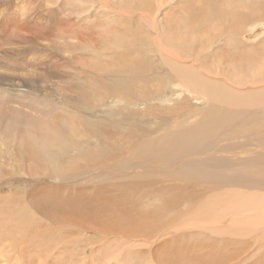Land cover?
Segmentation results:
<instances>
[{
  "label": "bare ground",
  "instance_id": "obj_1",
  "mask_svg": "<svg viewBox=\"0 0 264 264\" xmlns=\"http://www.w3.org/2000/svg\"><path fill=\"white\" fill-rule=\"evenodd\" d=\"M24 1L10 0L7 4L9 9L5 14H2L3 19L0 21L2 36L10 37L11 34L17 36L21 34L20 37L24 36L26 40L16 36L17 39H23L28 43L24 48L29 47L28 50H18L12 54L9 52L12 56H20L23 59L21 68L17 61L12 62L14 65L5 71L0 66V81L4 80V75L7 77L6 84L0 82V124H2L0 136L10 141H18L17 150L21 156L18 157L23 160L24 164H27L24 169L27 168L28 172L36 174L35 171H39L38 175L46 171V168L57 177L65 174V179L63 177L64 181L61 182L63 185L72 182L69 180L76 177L77 169L73 174L70 170L71 167H60L58 155H62L61 157L64 158L70 152H78L76 147L80 146L83 139L94 138L98 144V157H105L104 160L109 159V163H114V166L109 164L110 166H107L103 174L97 173L96 177L107 175L109 181L97 186V191L96 189L93 191L98 194L95 201L84 199L83 194H76V196H70L72 195L70 194L66 196L68 203H62L65 198L60 194V190L66 191L67 186L40 189V191L37 189L35 192L33 201L36 210H39L35 211L52 225L53 222H57L69 229L62 238L66 240L64 247L61 248L64 255L68 254L70 245H75L74 241L77 240V237L74 240L73 238L68 239L74 235L70 234V230L71 233L75 230L76 233L81 234L79 239L85 241V245L77 246L80 251L82 249V252L83 247L94 243L95 240L111 244L112 240L124 238L133 240L135 245L138 244V241L143 240L147 246L145 251L136 250L137 245L135 250L130 251V247L133 245L123 244L122 247L117 246L114 250L118 254H114L111 248L112 250L106 253V258L120 264L122 254H128L126 257L144 254L150 257L152 262L156 261L158 264L152 254L162 253V250H165L166 246L163 247V242H159L160 238L163 237L164 231L166 233L175 223L173 217V219H165L161 217V213L167 211V208L170 210L171 207H174L170 204H174L176 201L172 199L161 201L156 212H139L141 198L150 196V192L154 189L152 186L158 183L147 178L143 172L147 174L157 172L163 177L168 175V177L179 178V180L183 178L182 182H186L188 186V189H184H186L185 191L189 190V193L194 192L193 188L191 189L193 185L199 184L205 186L203 191L206 194L207 192L215 193L218 190L220 192L226 188L233 190L232 188L241 187V185L248 188L247 190L253 189L251 185H258V190L259 186L264 184V136H261L264 135L261 129L264 126V91L249 94L235 93L240 91V86L246 84V76L243 77V75L253 71L259 60H264L263 32L262 35L260 32H256L258 26H264V2H260L262 0L259 2L257 0H166L170 4L169 10L172 11V14L170 13L168 18L164 17L162 21L157 17L160 8L165 5V2L161 0H62L68 12L67 16H65V12L61 13L65 18H60L61 15L57 10L44 16L40 8L28 9ZM27 1L30 2V0H26L27 4L29 3ZM21 3L24 6L19 7ZM93 6H95V10L91 12ZM19 9L20 11H18ZM118 9L124 10V13L121 14ZM72 14L77 16L76 21L72 20ZM133 19H138L139 23L141 21L145 24L137 25L136 29L134 25L130 27L129 32L132 40L124 43L117 42V36H120L121 32L109 28L113 23L115 25L118 20V23L128 22L131 25ZM89 20H91L90 23H88ZM113 27L115 29V26ZM109 30L110 33H108ZM138 33L142 38L136 39ZM53 39H58L63 44L60 56H66L65 54L70 56L54 60L52 56L47 55L39 41L48 43L53 42ZM246 41L251 43L248 44ZM4 45L7 47V44ZM81 45L85 48L88 47L87 45L90 46L91 49L87 48L85 51L94 55L91 57V64L96 62L99 67L95 69L94 65L93 67L88 65L94 71H87L85 69L87 67L83 66L85 67L83 68L84 72H79L78 79L73 81L71 75L61 71L59 66L65 69L81 62V59L87 58L89 54H85V52L82 54L83 50L80 57L75 58L73 55L74 52L77 55L80 53ZM97 50L101 52L95 56ZM4 51H7V48L2 52ZM5 54L9 55L8 52ZM211 60L224 62L227 76L223 70L221 76L224 75L225 79H212L213 76L218 77L220 73L218 69L215 71L209 69ZM23 77L26 80H23ZM79 79H83L86 83H79ZM27 80L28 82L25 84L24 82ZM216 80L219 81V84L215 82ZM231 89L235 92H231ZM163 90L174 96V98L171 97L174 104L172 107L170 106L171 108L162 109L160 112V109L165 106L161 105L159 106L161 108L158 109V105L163 101L170 100V98L163 101L162 98L160 99L164 95L161 94ZM14 91L21 95L13 94ZM56 91L66 94L65 99L52 96ZM70 94L79 98L72 97ZM91 95V99L94 95V98L99 96L100 98L107 97V100L110 101L111 99L115 100V102L109 101L113 105H111L112 108L120 110L123 106L122 111L127 113H122L123 117L117 123L120 127L128 125L126 128L123 127L129 130V133L126 134L129 137H125L129 146L124 147L125 143L103 146L104 141L114 138L111 134L113 130L110 131L111 129L107 127L109 130L105 129L108 117L105 118V126L102 125L101 117L97 119V115H99L97 113H101L98 109L106 105H96L89 99ZM152 95H156L157 99L155 98V100L159 104L154 101V98L152 100ZM190 95L193 98L192 101L199 104L198 107L204 106L205 109H199L198 111H201L199 115L193 113L195 116H201L197 123L184 126V122L188 120L183 121L181 118L184 113L188 115L190 110ZM203 97L210 100H204ZM136 98L140 102L136 101ZM153 101L158 104V108L152 106L151 102ZM9 103L24 109L23 111L13 110L8 106ZM143 104L144 108L141 109ZM57 107L59 108L57 110L58 117H55L53 115L57 113V111L55 112ZM25 110H29L31 113H24ZM66 111L68 112L66 113ZM147 111L153 112L155 115L146 113ZM42 115L48 117L50 122L44 120ZM76 118H78V122L74 121ZM176 118L178 124L174 121ZM172 120L175 125L170 126ZM49 123L53 125V129L49 127ZM254 130L261 141H257L254 137L256 136L255 133H252ZM246 131L254 136L247 135L245 140H241L243 137L239 134ZM231 136H233L232 139ZM252 145H255L254 148H251ZM26 147H29V150H24ZM122 149L127 152V156H124L125 159L113 156L118 154V151L124 154ZM89 153L91 154V152ZM97 154L94 153L95 157ZM92 156L93 154L89 157L95 159ZM18 157L16 159H20ZM98 157L96 158L98 159ZM87 160H89L88 157ZM94 163L97 161L95 160ZM66 165H70V162ZM254 169L256 171L253 172ZM85 174L89 173H82L81 175L84 176H81L79 181L89 178ZM132 174L134 178L130 176ZM143 175L145 176L143 177ZM122 177H127L130 182L121 183L124 181ZM114 180L116 181L114 182ZM135 180L139 182H135ZM240 187L232 192H228L229 190L226 189L225 193L228 192L226 194L212 195V198L217 200V208L214 205L215 208L213 206L206 207L200 215L209 216L211 214L217 223H229L231 225L230 232L225 234L230 237L263 233L257 240L261 242L264 238V198L253 194L247 195L239 191ZM157 188V193L164 191L162 186ZM181 192L180 196L177 193L175 199L184 198L182 195H185V192ZM189 195L191 196V194ZM181 201L185 202L182 199ZM207 202L202 207L211 206ZM2 208H0V217L7 220L17 216L14 215V210H8L10 207L4 208L7 213ZM48 208L55 209L48 212ZM20 216L16 218L20 219ZM25 220L27 219H20L18 222L24 223ZM166 225L171 227L163 230V226ZM12 226L7 223L5 228H0L1 233L5 232L6 235L13 233L15 237L3 244L10 248L16 264H32L35 259H32L33 262L29 259L22 263L25 259L24 248H22L24 238L22 233L24 232L23 229L20 231V227L13 231ZM38 226L37 222L36 225L32 226V223L28 225L25 228L28 229L25 235H35L34 227ZM29 229H31L30 232ZM86 233L97 235L100 239L95 238L94 241H88L86 236L83 237ZM159 233L161 235L155 239ZM5 237H1L0 241L3 238V242H5ZM114 242L116 243V241ZM151 243L156 244L155 247L158 245L157 251H151ZM16 245L18 246L16 247ZM15 248L18 251L14 250ZM89 249L94 254L101 250V248H95L97 251L92 252V247ZM58 251V248L54 252L46 250L45 258L39 257L40 253L35 257H39V261L42 260L41 264H71L72 260L63 261L61 253L57 254ZM72 252L70 250V253ZM56 254H60V256L56 257ZM173 254H168L170 260L167 264L178 262ZM0 256L2 257L0 262L9 264L6 261L10 259L3 257L1 249ZM158 256L160 257V255ZM35 257L31 256V258ZM163 257L165 258V256ZM163 257L159 258L162 263H164ZM81 258L84 260L83 257ZM244 259L246 257L241 258L234 255L231 256V259L228 258L226 263L230 261L231 264H243ZM37 263L38 261L34 264ZM193 263L195 262L193 261ZM220 264L224 263L220 262Z\"/></svg>",
  "mask_w": 264,
  "mask_h": 264
},
{
  "label": "rangeland",
  "instance_id": "obj_2",
  "mask_svg": "<svg viewBox=\"0 0 264 264\" xmlns=\"http://www.w3.org/2000/svg\"><path fill=\"white\" fill-rule=\"evenodd\" d=\"M9 1L10 0H8L7 2H6V0H0V21H2L1 19H3V15L2 14H5L7 9H9L8 8L9 5H7L9 3ZM110 1H113V0H110ZM161 1H164L165 5H164V7L160 8V10H159L160 13L158 12V16L157 17L160 18V20L162 21L164 17L168 18L172 14V11L169 10L170 4L167 3L166 0H161ZM27 2H29V1H27ZM257 2H259V0H257ZM260 2L263 3L264 1L262 0ZM24 3L26 4L28 9H33L35 7L40 8L42 10V14L44 16H48L49 12H52L54 10H57L59 15H61V13H64V12H65L64 14H66L65 16L68 15L67 14L68 13L67 9H66V7H64V4H63L64 2H62V0H40V1L39 0H30V2L28 4L26 3V0H25ZM19 5H20V3H19ZM96 5L99 6L98 4H96ZM4 6H6V7H4ZM22 6H24V5H22V3H21V6H19V7H22ZM95 6H93L94 8L91 10V12L93 10H95ZM2 9H4V10H2ZM20 9L18 11H20ZM118 11L119 12L121 11L120 12L121 14L124 13V10L118 9ZM54 14H57V12H54ZM72 15H73V16H71L72 20L76 21L77 20V16L75 14H72ZM65 16L61 15L59 17L60 18H65ZM90 21L91 20H89L88 23H90ZM118 22H119V20L117 22H115V25L113 23L111 28H109V29L118 30V31L121 32V34H119L120 36H117V40H118L117 42H120V43H122V42L124 43L126 41L132 40V38L130 37V32H129L130 27H133V25H134L135 29H136L137 25L140 26L141 24L144 23V22H141V21L139 23L138 19H135V20L133 19L131 25H129L128 22H126V23L125 22H121V21H120L121 23H118ZM113 26H115V29H113L114 28ZM123 28H124V30H123ZM132 31H135V30H132ZM256 32L257 33L260 32L261 35H262V32H263L262 36L264 38V26H258L256 28ZM108 33H110V30L108 31ZM139 33H138V36L136 37V39H138L139 37L142 38V36ZM8 34H11V33H8ZM20 35L17 36L16 34H11L10 37L9 36L5 37V36H2L0 34V66L3 67L4 71L8 70L9 68H11L14 65L12 63L14 61L19 62L20 63V65H19L20 68L22 67L21 63H23L22 62L23 59L20 56H12L11 55L12 53H15L18 50H23L24 51V50H28V48H29V47L28 48H24V47H27L26 45L28 43L23 41V39L24 40H26V39H25L24 36L20 37ZM16 36L19 37V38H23V39H19V38L17 39ZM106 38H108V37L106 36ZM260 38L263 39L261 36H260ZM9 40H11V41H9ZM246 43H248V42L246 41ZM250 43L251 42H249L248 44H250ZM4 44H7V47H5L6 45H4ZM39 44L46 50L47 55L52 56L54 58V60H60V58H62V57L63 58H67V56H70V55H67V54H65L66 56H64V55L60 56V51H62L61 49L63 48V44L60 43L58 41V39H53V42H48V43H45L44 41H39ZM87 46L88 47L85 48V46L81 45L80 46L81 47L80 48V53H78V55L75 54V52H74L73 55H74L75 58H77L78 56L80 57V54H81L82 50H83L82 54L84 52H85V54H89L88 56L86 55L87 58L85 57V59H81L82 60L81 62L75 63L73 65L75 67L70 65V66H68V68L63 69L62 66H59L61 71H63V72L65 71V73L71 75V79L73 81H76L78 79V73L83 71V68L87 67V68H85L87 71H89V70H93L94 71V69L91 68V67H93V65H94L95 69L99 67V65L96 62L93 65L91 64V57L94 56V55L91 54V53H87L85 51V50H87V48H90L89 45H87ZM6 48H7V51L2 52ZM65 48L69 49L68 47H65ZM5 52H8L9 55L7 56L5 54ZM100 52H99V50H97L95 52L96 53L95 56L98 55ZM88 58H89V60H87ZM211 61L213 63L210 62L209 66L210 65L211 66L209 67V69H211L213 71L218 69V71L220 73V74H218V77H214V76L212 77L211 76L212 79L213 78L214 79L217 78L218 80L219 79H225L223 77L224 75L221 76V71L222 70L224 71V74L227 76L226 71H225L226 65H224V62H221L219 60H218L219 62L216 61V60H215V62H214V60H211ZM257 63L258 64H257V66L255 67V69L253 71L247 72L246 75H243V77L246 76L245 77L246 84H245V86H240L241 88L239 90L241 92L239 90H238L239 92H235L232 89H231L232 90L231 92L240 93V94H249V93H257L259 91H264V73H263L264 72L263 71L264 70V60H261V61L259 60ZM88 65L91 66V67L89 68ZM83 66H85V67H83ZM240 77H242V76H240ZM6 78L7 77H5V75H4V77H3L4 80H2L0 82L6 84ZM22 79L26 80V79H24V77ZM34 81H35V79H34ZM26 82H28V80L25 81L24 83L26 84ZM215 82L219 84V81L216 80ZM256 82H258V83H256ZM79 83L85 84L86 82L83 79L82 80L79 79ZM7 85H9V84H7ZM88 86H89V84H88ZM95 87H97V86H95ZM248 87H250V88H248ZM242 88H244V89H242ZM251 88H252V90H251ZM86 90H87V88H86ZM229 90H230V88H229ZM243 90H245V91H243ZM164 91L165 90H163L162 93H161L162 95L164 94L163 95L164 98L160 97V99L162 98V101H163L164 99L166 100V98L167 99L170 98V100H168V102L167 101L166 102H164V101L162 102L161 101L162 103L159 104L158 101L155 100V98L157 99L156 95L155 96L152 95L153 96L152 100L154 98V101H156L159 104L158 105L156 102L153 101V102H151L153 107H157V105H158V107L161 106V105L165 106L163 108H161V107L158 108L157 107L158 109L161 108L160 112H161L162 109L163 110H167L168 108H171L172 104H174L173 101H171V100H173V99H171V97L174 98V96H172V94L168 93L167 91H165L166 93ZM14 93L17 94L18 96L21 95L19 92H16V91H14L13 94ZM70 95L72 97L79 98L78 96H75V95H72V94H70ZM52 96H55V98L64 100L65 97H66V94H64L63 92L56 91V93H53ZM91 97H92V95L89 97V99L92 102H94L96 105H100V106H101V104H105L106 105V106H103V108L101 107L100 109H98L99 111H101V113H97V114H99V115H97V119L101 117L100 119L103 120V122H102L103 124L102 125L105 126L107 124V126H105V129L109 128V129H111L110 131H112V130L114 131V132L112 131L111 134L114 136L115 139L114 138L112 140L107 139V141H104L103 146L104 145L105 146L106 145L112 146V145H116L118 143L120 145H122V143L123 144L125 143L124 147H126V145L129 146V142L125 138L127 136L126 134L129 133V130L128 129H124V127L126 128V127H128V125H123L124 127L123 126L120 127L119 124L117 123V121H119L120 118L122 119V117H123L122 115L127 113V112L125 113L124 111H122L123 106H121V109L119 110V109H116V108H112L113 105L110 102L111 101L115 102V100L111 99V101H110V100H107V97L100 98L99 96H98L99 98L97 96H96V98H94L95 97L94 95H93L92 99H95V100H92ZM189 98H190L189 99L190 100V102H189L190 110L188 112V115H187V113L182 114L183 117L180 115L182 117L181 120H183V121H185L186 119L188 120L187 122L185 121L186 123L184 122V126H190V125H192L194 123H197L199 121V119L201 118V116L200 117L199 116H195L194 114L199 115L201 113V111H198V110L199 109L202 110V108H203V110L205 109L204 106L203 107L202 106L198 107L199 104L197 102H195V101L194 102L192 101L193 100L192 96L189 97ZM203 98H204V100H206V99H208V101L210 100L209 98H206V97H203ZM138 99H139V97H138ZM138 99L136 98L135 100L140 102V100H138ZM151 103H148V104L151 105ZM153 103H156V105L154 104L155 105L154 106ZM191 105H193L194 107L191 106ZM8 106H10V108L13 109V110H17L18 109L19 111H21V110L23 111V109H24V108H21L19 106L12 105V103H9ZM60 107H62V106H60ZM143 108H144V104H143V107L141 109H143ZM58 109L59 108L57 107L55 112ZM62 109H65V108H62ZM151 109L153 110L154 108H151ZM67 112L68 111H66V113ZM24 113L30 114L31 112L29 110H25ZM146 113H149V114L151 113L152 115L154 114L153 112H148V111ZM191 115L194 116V117H192ZM42 116H44L43 117L44 120H48V117H46L45 115H42ZM53 116L58 117V111ZM53 116H51V117H53ZM106 117H108V119L106 120V124H104L105 123L104 121H105ZM179 117H177V118L179 119ZM43 118H42V120H43ZM147 118H150V117H147ZM177 118H176V120H174L176 122V124H178V122H177L178 119ZM101 120H100V122H101ZM48 121L50 122V119ZM74 121L78 122V118L74 119ZM174 121L173 120L171 121L170 126L175 125ZM49 125H50L49 127L53 129V125H51L50 123H49ZM60 125H61V123H60ZM0 126L2 127V124H0ZM129 127H130V125H129ZM109 129H107V130H109ZM261 129L264 132V126ZM254 131L252 133H255L256 136L250 135L248 133V131H246L243 134H239V136L243 137V139H241V140H245L244 138H246L247 135L256 137L257 141L260 140V139H258L260 137L257 136L258 135L257 132L256 131L254 132ZM233 136H231V139L233 138ZM236 136L239 137L238 135H236ZM261 136L263 137L264 135H261ZM127 137H129V136H127ZM93 139L94 138H90L88 140L83 139V141L81 140L82 142H81L80 146L77 145V147H76V151H78V152H74V153L70 152L69 155L64 157V158L61 157L62 155H60V156L58 155V160H59L58 163H59L60 167H64V166H66L67 168L71 167L72 169L70 168V170H71V172L73 174H74V171L77 169L76 170L77 172H75L76 177L74 179H70L69 180V181H72V182H70L71 184L68 183L66 185H63L61 182L64 181L63 177H64L65 174H62L61 176L58 175V177H57V176H55L52 173L51 170H47L46 167L45 168H46L47 172L43 171L42 173H39V175H38L39 171H35V172H37V174H36L34 172H28L27 168L24 169V167L27 164H24L23 160L20 158L21 157L20 153L17 150L18 141H16V140L15 141L14 140L10 141V140H7L5 137L0 136V191H1L0 192V204H1L0 208L3 207L2 208L3 211L5 213H7V211H5L6 209L4 210V208L10 207V208H8V210H10V211L14 210V215L15 214L17 215L16 217L21 215L20 216L21 220L27 219V220H25L24 223H20V222H18L20 219H17L15 216H13V218L10 217V219H7V220L2 218V217H0V228H5L6 224L10 223V224L13 225L12 226V230L13 231H15L18 227H20V231L23 229L24 233H22V234L24 235V238H23L22 248H24V255H25L24 257H25V259L22 261V263L26 262L29 259H30L31 262H33L34 259L35 260L37 259L36 261L34 260V262L32 264H34L37 261H38L37 264H41L42 260L39 261V257H44L45 258L46 250H50V251L54 252V250L56 248H58V250H59L57 252V254L61 253L62 260L63 261H65V260H70L71 261L72 260L71 264H77V262H78V264H97V263L98 264H103V263L104 264H116L114 261L106 258V253H108V251H110L112 249H113L112 251L114 252V250L116 249L117 246L122 247L123 244L129 245V246L133 245V246L130 247L131 248L130 251L135 250L136 245H137L136 250L137 249H142V251L147 250L146 249L147 246H145L146 243L143 240H140V242L138 241V244L135 245V242L133 240H131V239L119 238L118 240L115 239V240L110 241L111 244H104L105 242H101V241H99V242L97 241L96 242L95 238L96 239L99 238L97 235L95 236V235H93L91 233H86V235L83 236V237L86 236L85 237L86 240H88V241H91V240L94 241L95 240V241H94V243L89 244L86 247H83L84 249H83V252H82V249L80 251L79 247H81L82 245H85V243H84L85 241L83 242V239H79V238H81V234L80 233H76L75 230H73V233H71V230H70V234H74V235H72V237H68L67 236L68 239L70 240V239L73 238V240H74L77 237V240L74 241L75 245H70V249L68 250V254L64 255V253L62 252L61 248L64 247V245H65L64 242L66 240H63L62 238L64 237L63 235L65 234V232L69 230L68 227L63 226L61 224H58L57 222H53V225H52L51 222L49 223L47 220H45L41 215H39L36 212L38 209L36 210L33 199H35L34 198V194L37 191V189H39V191H40V189H47V188L53 189L55 187L63 188L65 186H67L66 191H64L62 189L60 190V194H62L63 198H65V199H63L62 203H68V199H67L66 196L70 195V194H72L70 196H74V195L76 196V194H79V195L83 194L82 197L84 199H87L89 201L97 200V198H98L97 195L98 194H97V192L94 193L93 191L95 189L97 191V188H98L97 186H100V185H102L104 183H107L106 181H109V180H107V175H102V176L100 175V176H97V177H96V175H97V173L98 174L99 173L103 174V171L107 168V166L109 167L110 166L109 164L114 166V163H109L108 162L109 159L107 161L104 160L105 157H103V158H99L98 157V155H99V154H97L98 153V149H97L98 148L97 147L98 144H97L96 140L94 139L95 140L94 141ZM112 141H114V142L113 143H108V142H112ZM254 143L256 145L255 141H254ZM255 145H252L251 148H254ZM24 150H29V147H26ZM122 150H124V149H122ZM14 151L15 152L17 151L18 153L16 152L17 153L16 154ZM68 151H69V148L67 146V152ZM93 151H94L95 154H97L96 157H98V159L95 157ZM89 152H91V154H93L92 158L94 157L95 159H91L89 157L91 155ZM123 153L124 154H122L120 151H118V154L113 155V156L114 157H118L119 159H125L124 156H127V154H126L127 152L124 150ZM87 154H89V155H87ZM18 156H20V157H18ZM109 156L110 155H108V158H110ZM17 157L20 158V159H16ZM87 157H88L89 160H87ZM95 160L97 161V163H94ZM69 162H70V165H66ZM98 163H101V164H98ZM21 164H23V165H21ZM252 171L254 172L256 170L254 169ZM84 172L85 173H89V174H85L89 178H85V180L79 181V179H81V176H84V175H81ZM137 172H140V171H137ZM261 172H263V171H261ZM143 173L145 175H147V178H149L151 180H155L158 183L152 186L154 189L150 192V194H149L150 196H148L149 198L148 197L147 198H145V197L141 198V202H142L141 203V209H140L141 211L139 210V212H147V211L149 213L154 212V211L156 212V210H158L157 208L162 203L161 201H168V200L172 199V200H175L176 203H177V204L176 203L170 204V205H173L174 207H171L172 209L170 208V210H169V208H167V211L161 213V217L162 218H165V219L166 218L167 219L168 218L169 219H173L174 218L175 223L172 224V228H170L171 226H167V225L163 226L164 227L163 230H166V229L170 228L169 230H171V231L168 230L166 233L164 231V233L162 235L163 237L160 238V241H159V242H163V247L166 246V247H164L165 250H162V253L156 252V253L152 254V256H154L155 260L158 261V264H167L169 262L168 260H170V258L168 257L169 253L170 254L174 253L173 255L176 256V258L178 260V262H176V264H220V262H223L224 264H229V263L231 264L230 261L226 263V260L228 258L231 259V256H234V255L239 256L241 258L242 257L243 258L246 257V259H244L245 262L243 264H264V259H263L264 258V238L262 239L261 242L257 241L263 235V233H260V234L259 233H251L250 235H245L244 237L243 236L242 237L241 236L240 237L239 236H235V237L231 236L230 237V235L225 234L227 232H230L229 228H231V225L229 223H225V224H221V222L217 223L214 220V218L211 217V214L209 216L204 215V216H207V217H204V216L200 215V214H202L201 212L204 209H206V207L207 208H209V207L211 208L214 205L217 208V200L212 198V195L220 194V193L224 194L225 190L227 189V191H228L229 188H226L225 190H222V191L220 190V192L218 190V192H215V193H213V192H209L208 193L207 192V194H206L203 191L205 186L199 184V185H193L191 187V189L193 188L192 190L194 192L189 193V190L185 191L186 189H188L187 188L188 186H187L186 182H182L183 178H181V180H179V178H175V177L171 178V177H168V175L163 177L162 174H158L157 172H154V174H153V172L152 173H148V174L145 173V172H143ZM138 174H141V173H138ZM145 175H143V177ZM130 176H132V178H134L133 174L130 175ZM64 179H65V177H64ZM122 179H124V181L121 182L123 184L126 181L130 182L129 179H127V177H122ZM69 181H67V182H69ZM115 181L116 180H114V182ZM135 182H139V181L135 180ZM159 186H162L164 191L157 193L158 191H156V190L158 189L157 187H159ZM200 186H201V188H200ZM242 186L243 185H241V187L238 186V187H240L239 191H242V192L246 193L247 195L253 194V195L259 196L261 198H264V184L259 186L258 190H257L258 185L257 186H255V185L252 186L251 185V187H253V189H251V190H247L248 188H245V187H242ZM238 187L236 186V187L232 188L233 190H229L228 192L235 191V190L239 189ZM254 187L256 188V191H255ZM184 188H186V189H184ZM180 190L184 191L185 195H182L184 198H181V197H178V198L179 199L181 198L182 200H185V202L181 201V199L179 200L178 198L175 199V196H177V193H178V196L181 195L182 192ZM210 190H212V189H210ZM195 192H197V193H195ZM202 192L205 193V194H203ZM228 192H226V193H228ZM189 194H191V196ZM194 194H196V195H194ZM185 196L187 198H189V199L187 200V198ZM194 198H196V199H194ZM179 201H180V203H179ZM206 202H207V204L209 203V205H211V206L202 207V205L204 206V204ZM212 203H214V204H212ZM187 206H188V208H187ZM198 208L200 209V212H198V210H199ZM54 209L55 208H48L47 210H48V212L49 211L51 212ZM177 213H179V214H177ZM166 214H168V215L166 216ZM24 215H26V216H24ZM210 217H211V219H210ZM36 220H38V221H36ZM36 222H37V226L39 225L38 227H34V229H36L35 230L36 234L35 235H30L29 234L30 236L29 235H25L28 232V229H25V228L28 225H31V223H32V226H33V224L36 225ZM30 231H31V229H29V232ZM35 232H32V233H35ZM220 232H222V233H220ZM0 235H1L0 239H1V237L6 236L5 237V242H3V240H4L3 238L0 241V249L3 252V257H7L8 259L12 260V261H10V260L6 261L9 264L10 263L16 264L14 262V256H13L12 252L10 251V248L7 245H4L7 242H9V241H11V240H13L15 238L13 233H9V234L6 235L5 232H2V233L0 232ZM158 235L160 236L161 233L157 234V236L155 235L156 236L155 239L158 237ZM57 237H59V238H57ZM114 241H116V243ZM139 244H140V246H139ZM108 245H111V246L109 247ZM141 245H142V247H141ZM151 245H152L150 247L151 251L152 250L157 251V246L158 245L156 247H155L156 244L151 243ZM17 246L18 245H16V247ZM77 246H79V247H77ZM91 247H92V252L93 251H97V250H95V248H101V250L97 251V253L95 252V254H96L95 255L94 253L90 252L91 249H89V248H91ZM14 250L18 251L17 248H15ZM70 250L73 251L72 252L73 254L70 253ZM84 251H85V253H84ZM19 252H22V251L19 250ZM198 252H199V254H198ZM39 253H40V255H39ZM82 253H83V255H82ZM90 253L94 254V256L93 255L91 256ZM14 254H16V253H14ZM47 254L49 255V253H47ZM50 254H51V252H50ZM57 254H56V257L60 256V254L59 255H57ZM114 254H118V252L117 253L114 252ZM36 255H39V257H35ZM51 255H50V257H52ZM126 255H128V254H126ZM126 255L122 254V260H121L120 264H148V263L157 264L156 261H155V263L152 262L153 260H151L150 257L145 256L144 254L141 255V256H135L134 255V256H130V257H126ZM158 255H160L161 258L163 256H165L166 259L163 257V260H164L163 262L164 263H162V261H160V259H159L160 257ZM31 256H33L35 258H31ZM63 256H65L67 258H65ZM81 257H83L84 260ZM184 257H185V260H184ZM0 258H2V257L0 256ZM74 258H75V261H74ZM100 258H101V260H100ZM190 258H192V259L194 258L195 260H192ZM54 259H56L55 256H54ZM76 259H77V261H76ZM199 259H200V261H199ZM80 260H82V261H80ZM96 260H100V261L98 262ZM220 260H222V261H220ZM48 261H49V259H48ZM193 261L195 263H193ZM217 261H220V262H217ZM0 264H3V263L0 262ZM68 264H70V263H68Z\"/></svg>",
  "mask_w": 264,
  "mask_h": 264
}]
</instances>
